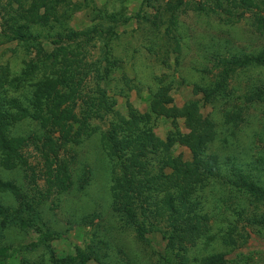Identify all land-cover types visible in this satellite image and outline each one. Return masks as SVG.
Returning a JSON list of instances; mask_svg holds the SVG:
<instances>
[{"label": "trees", "instance_id": "obj_1", "mask_svg": "<svg viewBox=\"0 0 264 264\" xmlns=\"http://www.w3.org/2000/svg\"><path fill=\"white\" fill-rule=\"evenodd\" d=\"M24 4L19 2L15 9L8 7L1 25L4 42L33 43L36 49L17 75L9 77L0 71V263L10 259L13 251L26 252L35 246L31 243L13 247L9 230H32L39 233L40 242L53 235L43 218L41 204L46 200L58 203L73 190L74 182H79V178L72 179L70 165L59 151L65 144L78 146L91 139L107 162V209L117 222L113 235L119 229L129 230L143 244L150 243V235H158L163 242L157 254L158 264L227 263L225 251L205 249L217 239L210 230L207 191L224 210L264 230V210H255L264 209V139L260 137L264 125L249 140L245 139L246 145L235 141L237 131L250 127L253 112L261 109L264 114V85L248 86L235 99L237 106L222 111L224 131L219 133L220 124L207 115L201 116L197 101L176 106L169 95L170 85L151 92L145 111L138 112L127 103L126 112L118 113L113 110L115 100L103 86L118 64L108 51V42L116 37L117 23L105 30L99 24L76 31L58 18L54 20V8L43 6L42 0H26ZM187 10L222 15L224 18L219 20L224 24L238 21L244 12H253L255 30L264 33V0H164L152 17L167 23L159 37L166 46L170 43L174 52L181 45L169 39V32L177 29L176 18ZM107 16L112 19V15ZM126 21L125 18L122 23ZM135 21L156 28L141 12L135 15ZM37 25L49 29L54 38L50 44L56 47L49 53L42 51L37 40ZM93 41L100 44V58L90 62L85 58V46ZM213 53L210 60L217 68L215 80L211 85L192 86V93L201 96L202 104L229 102V80L237 70L264 63L262 54L226 57L218 55V51ZM87 84L94 89H87ZM158 118L170 120L171 130L163 138L153 131ZM177 121H182L186 132L179 130ZM175 146L184 148L188 157L173 154ZM29 147L37 158L38 172L25 155ZM16 172L21 173L22 183L1 176ZM86 182L87 179L78 183V187L83 190ZM30 185L34 188L30 189ZM3 197L12 205L4 204ZM100 215L98 209L92 210L80 223L91 224ZM109 236L108 232L98 234L86 251L74 248V255L66 258L55 259L49 250L44 262L22 257L19 264H117L116 256L109 253H121L120 245ZM219 239L224 250L233 247L236 240L226 231ZM112 243L116 249H112ZM196 247L206 254L191 256L190 251Z\"/></svg>", "mask_w": 264, "mask_h": 264}, {"label": "rangeland", "instance_id": "obj_2", "mask_svg": "<svg viewBox=\"0 0 264 264\" xmlns=\"http://www.w3.org/2000/svg\"><path fill=\"white\" fill-rule=\"evenodd\" d=\"M42 1L43 6L54 8L55 18L52 17L54 20L58 18L61 23H65L76 31L99 24L105 30L117 23L114 27L116 37L108 42V51L109 57L116 59L118 64L112 68L110 80L103 86L107 89L110 99L115 100L113 110L118 113L126 112L127 103L138 112L145 111L151 92L161 85H170L169 95L176 106H181L188 101H197L200 106V115H207L220 124L219 133L224 131V129L221 130L222 111L227 110L228 107L231 109L237 106L235 99L241 97L240 95L248 86L264 85V63H252L238 69L229 80L228 91H231L229 102L202 104L201 96L192 93L193 85L207 86L215 80L217 68H213L210 60L214 51L226 57L229 54L236 57L264 55V33L255 30L253 12H244L238 21L225 24L219 20L224 16L220 17L210 12L196 13L187 10L185 13H180L176 18L177 29L169 32L171 35L169 39L174 38L181 45L179 50L174 52L171 50V44L168 42L170 46H166L164 40L159 37L161 34L163 36L167 23H160L152 17L164 0ZM19 2L24 4L26 0H0V71L8 73L9 77L19 73L23 62L33 58L36 49L33 43L4 42L1 35V25L7 17L5 13L8 7L15 9ZM138 12L144 14L148 22L154 23L156 28L145 22L137 24L135 15ZM107 15H112V19L107 18ZM125 18L127 21L122 23ZM41 27L42 25L34 26V31H39L37 40L41 43L42 51L49 53L56 47L50 44L54 38L50 37L49 29L44 30ZM99 47L98 41L90 42L88 46H85L87 61L99 60ZM90 88L94 89L92 85L87 84V89ZM93 122L100 124L97 121ZM154 122L153 131L159 138H163L166 132L171 130L170 120L158 118ZM249 124H251L250 127H242L237 131L235 141H243L246 145L245 139L249 140L253 133L261 130L264 125V114L261 109L253 112ZM100 125L103 127L102 124ZM177 126L180 131L186 132L182 121H177ZM260 137L264 139V134ZM218 145L219 142L216 143V146ZM171 152L181 154L183 158L188 157L186 150L180 146H175ZM25 155L30 165L37 171V158L31 147L25 150ZM59 156L70 165L72 179L79 178V182H74L73 190L62 196L58 203L52 204V201L46 200L41 204L43 218L50 226L53 235L40 242L38 241L39 233L35 234L32 230L28 229L26 232L9 230L8 239L12 241L13 247L31 243H35V246L26 252L13 251L10 259L0 264H19L23 258L37 263L44 262L47 260L49 250L55 259L66 258L69 254L74 255V248L86 251L93 237L107 232L110 234L109 239L112 238V242L120 245L121 253L117 254L115 250L109 253L113 257L116 256L117 264H158L157 254L163 247V242L158 235H150L149 244L137 242L129 230L118 228L119 232L113 235L117 222L107 209V162L95 140H86L78 146L65 144L59 151ZM1 176L12 178L16 183H22L21 173L1 174ZM85 179L87 182L81 190L78 183H82ZM40 185L41 182H39ZM29 188L34 187L30 185ZM38 190H40L39 187ZM206 198L207 207L210 208L211 234L217 239L205 249H208V252L225 251L226 264H264V230L249 226L242 216L237 218L230 211L224 210V207L218 205L217 198L208 191ZM2 199L4 204L12 205L7 197ZM227 201L233 200L227 199ZM230 203L232 202H227V205ZM211 204L214 206L211 207ZM97 209L102 214L99 219H94L88 225L80 223L84 215ZM255 210L259 212L264 209L258 207ZM225 231L231 232L236 240L233 247L228 246L224 250L218 242H220V234ZM111 247L116 249L113 243ZM198 254L206 253L201 247L190 251L191 256ZM85 264L95 263L88 261Z\"/></svg>", "mask_w": 264, "mask_h": 264}]
</instances>
